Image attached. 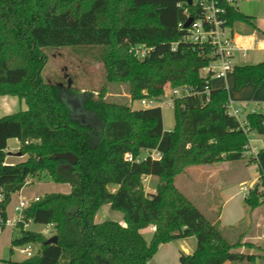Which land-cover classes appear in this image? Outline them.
I'll list each match as a JSON object with an SVG mask.
<instances>
[{"label":"trees","instance_id":"trees-1","mask_svg":"<svg viewBox=\"0 0 264 264\" xmlns=\"http://www.w3.org/2000/svg\"><path fill=\"white\" fill-rule=\"evenodd\" d=\"M191 1L0 0V94L18 95L29 106L0 117V186L5 192L0 210L7 215L11 195L29 178L47 175L71 184L70 192L40 196L23 213L34 224L54 222L58 240L46 244L50 237L20 222L10 251L28 243L38 244V251L21 261L0 259L3 264H149L160 244L189 236L196 238L197 248L182 254L181 264L253 259V254L237 249L242 239L230 240L176 181L188 166L245 158L248 134L226 114V87L212 86L208 94L176 99V122L167 130L161 107L132 108L105 99L104 89L63 86L47 82L42 74L49 60L45 48L101 45L107 81L126 82L135 99L161 95L167 82L204 90L212 85L202 69L213 48L191 42L179 26L202 14L199 1ZM219 2L232 30L247 22L264 36L254 16L229 0ZM139 44L150 48L143 59L131 50ZM233 73L237 88L261 86L264 59L237 65ZM246 114L251 129L263 134L264 111ZM11 138L21 140L19 152L28 155L26 160L6 161ZM149 149L160 157L143 156ZM68 151L77 155L75 163L60 157ZM129 151L132 162L125 159ZM250 161L259 163L260 180L245 194L248 214L264 202V149ZM150 175L159 179L156 192L149 193L143 182ZM104 204L120 211L123 222H98L96 214ZM151 225L155 229L148 241L141 229Z\"/></svg>","mask_w":264,"mask_h":264},{"label":"rangeland","instance_id":"rangeland-1","mask_svg":"<svg viewBox=\"0 0 264 264\" xmlns=\"http://www.w3.org/2000/svg\"><path fill=\"white\" fill-rule=\"evenodd\" d=\"M238 7L242 13L264 17V0H239ZM237 24V28L243 26L241 22ZM44 51L49 55L48 63L42 73L47 82H56L63 86L73 85L87 91L104 89L105 93L103 96L107 100L122 101L129 104L132 108L143 107L141 99H135L128 93V84L126 82L107 81V70L104 67L103 60L105 55L103 46L48 47ZM261 52L262 50L260 49L249 51L244 60L251 61L254 58L253 55L261 54ZM233 75V73H229L224 78H214L212 81L218 87H221L219 85L226 87L231 99L235 97L238 89H241L237 88L233 82ZM249 108L250 106H247V109ZM78 109L73 110L77 113L80 111V108ZM162 111L164 128L170 130L176 122L174 109L171 106L164 105ZM86 118L91 123L96 124V119L92 115L87 114ZM252 137L254 138L253 144L257 145L260 150H263L264 133L255 132ZM146 154L147 151L143 152V156ZM202 167H209L212 171L210 173L202 172ZM259 174V163L257 161H250V157L247 156L241 159H222L213 164L188 166L178 174L176 181L177 186L185 192L210 220L215 221L219 215V211L222 210V223L230 226L235 220H238L240 214H243L242 211L245 203L244 187L250 188L255 186L260 180ZM155 178L159 180L158 177L155 176ZM143 182H145L146 189L151 183H156L144 179ZM25 185L19 192L11 195L10 203L7 207V216L11 219L17 215L14 207L19 204L20 197L31 200V198L40 197L52 192L65 193L71 191V184L55 182L47 175L43 176V178H30ZM110 188L113 190L114 186L111 185ZM105 209L108 211L105 212ZM102 211L106 213L105 219L118 220L122 218L120 211H115L108 205L101 208L98 212L99 219H104L101 216ZM251 212L252 214L259 213L262 219L264 217V202H261V205L255 207ZM251 220V217H248L246 222L244 221L240 225L234 226L235 231H233V235L231 234V239L238 240L237 234L240 231H245L246 228L249 229ZM261 224L264 228V220ZM29 229L43 230L44 225L33 223ZM15 230L16 227L7 225L0 233V259L11 258L15 261H21L27 258L26 254L20 251L23 245H15L13 246V251H10L12 238L16 235ZM142 231L147 239L152 232L148 228ZM47 236L51 237V235ZM31 248L36 252L38 244H32ZM247 263L250 262L247 261Z\"/></svg>","mask_w":264,"mask_h":264},{"label":"built area","instance_id":"built-area-1","mask_svg":"<svg viewBox=\"0 0 264 264\" xmlns=\"http://www.w3.org/2000/svg\"><path fill=\"white\" fill-rule=\"evenodd\" d=\"M202 7V14L197 18H193V22L187 26V22H180L179 26L181 29L187 30L186 38L193 43L197 44H207L213 48L212 58L203 69L202 73L205 76H209L211 81L214 78H224L229 73L233 72L236 65L235 58L237 51L240 50L235 41V35L232 31V28L226 24V20L223 17L225 9L220 5L219 0H198ZM232 4L238 5L239 0H229ZM187 12V11H186ZM192 18V17H190ZM189 18V19H190ZM149 47L142 44L135 45L132 47V51L135 52V55L140 59L146 57V54L149 52ZM173 49H176V45H173ZM245 52L243 55L245 56ZM212 88V85L207 84L204 90H199L198 88L191 85H180L174 86L170 82L165 84L163 93L159 96H148L142 99L143 107H164L168 105L171 107L175 106L176 99L183 96H197L202 94V92L209 93ZM148 93V90L145 91V94ZM247 106H250L249 110ZM248 111H264V102L262 104H246L245 106H239L235 103L233 99L230 98L227 105L226 114L230 117L232 116L238 123L239 126L248 134V144L245 153V157H256L260 151L259 147L253 144L254 138L252 137L255 134V131L251 129L246 119ZM29 143V141H26ZM147 155H151L153 158H159L160 152L156 149L148 150ZM125 159L129 162L134 160V155L132 152H126ZM30 179V178H29ZM27 180V182L29 181ZM249 187H244L243 193H247ZM5 197L4 189L0 186V201ZM39 197L36 198H25L20 197L19 204L16 205L15 211L17 215L12 219L7 215L4 216L3 211L0 210V233L4 230L7 225L17 227L20 222L24 223V227L29 229L32 220H25L24 210L30 206L33 201H36ZM55 228V223H49L44 225V229L41 230L43 234L53 236ZM155 228V226H154ZM33 243H28L22 246L21 250L26 254L27 257L34 256L35 252L32 250L31 245ZM0 264H3L0 261Z\"/></svg>","mask_w":264,"mask_h":264},{"label":"crops","instance_id":"crops-1","mask_svg":"<svg viewBox=\"0 0 264 264\" xmlns=\"http://www.w3.org/2000/svg\"><path fill=\"white\" fill-rule=\"evenodd\" d=\"M252 16L255 17V21L257 23L258 28L264 30V17L258 16V15H252ZM242 24L243 26L240 28H237L238 24H236L232 30L235 35L236 44L238 48L240 49L237 51V54H236V58H235L236 65L257 64L261 62V60L264 59V36H262L256 31H253L249 23L244 22ZM256 49L262 50L261 54L253 55L254 58L251 61H245L244 59L248 55L249 51H254ZM244 52L246 53L245 56L243 55ZM216 79H219V78H216ZM233 82H234V75H233ZM212 86L218 87V85L217 86L214 85L213 82H212ZM219 86L224 87L223 85H219ZM233 100L239 106H245L246 104H253V103L262 104L264 102V80L261 86H257L253 83L245 84L243 87H241V89H238L237 94L235 95V97H233ZM28 108L29 106H28V103H26L25 99L20 98L18 95L15 96V95H10V94H0V117L4 115L16 113L19 110H27ZM20 146H21V140L19 138L9 139L8 147L6 148V151L8 153L6 161L8 163L15 164V163H18V161H23L28 158L27 154L21 155L18 153ZM201 170L202 172H205V173H210L212 171V169H210L209 167H202ZM143 179L149 182L150 181L156 182L155 184L151 183L146 189L149 193L156 192L159 180L155 178V175L145 176ZM116 189H117V186L114 185L113 190H116ZM65 193H68V192H65ZM108 205L110 206V204H104L103 206H101V208H103L104 206H108ZM15 207H14V211H15ZM107 211L105 209V212ZM98 212L96 214V220L98 222H102L103 220H106L105 219L106 213L102 211L104 213L101 212V216H103L104 219H99ZM242 213L243 214H240V216L238 217V220H235L233 224L228 226L222 223L223 213L221 210L219 211V215L216 217L214 222L217 221L220 227L224 230L225 235L230 240H232L231 234L233 233V231H235L233 227L240 225L244 221L246 222V219L248 217H251L252 220H251V223L249 224L250 226L249 229L246 228L245 231L243 230V231H240L239 233L237 232L238 234L236 237L242 239V244L239 247H237V249L249 255L253 254L254 257L250 261L249 260H243V261L236 260L233 262L226 261L225 264H254V263L264 264V228L262 227V224H261V222L264 220V217L261 219L259 213L252 214L251 212L248 214L245 208V203H244ZM118 220L123 222V215H122V218ZM146 228L152 231L150 237L148 239L146 238L148 241H150L154 233V225L148 226ZM146 228H143V229H146ZM143 229H141V231ZM196 245H197V240L194 236L174 239L172 241H168V243H162L159 245L160 247L159 250L153 256L149 264H181L180 256L184 253L186 254L193 253L197 248ZM247 261H249L250 263H247Z\"/></svg>","mask_w":264,"mask_h":264},{"label":"water","instance_id":"water-1","mask_svg":"<svg viewBox=\"0 0 264 264\" xmlns=\"http://www.w3.org/2000/svg\"><path fill=\"white\" fill-rule=\"evenodd\" d=\"M191 1V0H190ZM192 2V1H191ZM193 18H190L187 22V26H189L192 22H193ZM19 154L22 155L21 152H18ZM61 158H64V159H68L71 163H75L78 159L77 155H75L73 152L71 151H68L67 153L65 154H61L60 155ZM58 240V235L57 234H54L52 237H50L45 243L46 244H50V243H53V242H56Z\"/></svg>","mask_w":264,"mask_h":264}]
</instances>
